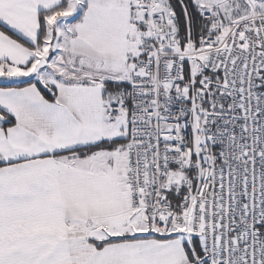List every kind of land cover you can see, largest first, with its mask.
<instances>
[{"label": "snow or ice", "instance_id": "1", "mask_svg": "<svg viewBox=\"0 0 264 264\" xmlns=\"http://www.w3.org/2000/svg\"><path fill=\"white\" fill-rule=\"evenodd\" d=\"M0 264H264V0H0Z\"/></svg>", "mask_w": 264, "mask_h": 264}]
</instances>
